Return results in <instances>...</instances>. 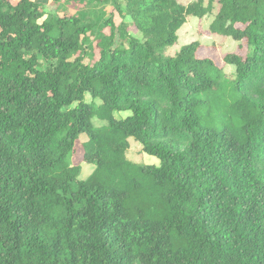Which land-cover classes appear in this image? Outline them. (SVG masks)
<instances>
[{"label":"trees","instance_id":"1","mask_svg":"<svg viewBox=\"0 0 264 264\" xmlns=\"http://www.w3.org/2000/svg\"><path fill=\"white\" fill-rule=\"evenodd\" d=\"M97 1L0 0V264H264V0H217L224 65L167 54L216 0Z\"/></svg>","mask_w":264,"mask_h":264},{"label":"rangeland","instance_id":"2","mask_svg":"<svg viewBox=\"0 0 264 264\" xmlns=\"http://www.w3.org/2000/svg\"><path fill=\"white\" fill-rule=\"evenodd\" d=\"M42 4L48 14H57L62 12L67 13H77V12H92L94 15H98L104 12L105 18H111L114 15L118 22H121V17L114 10V4L106 3L97 0H88L82 2L81 0H36ZM179 2L187 5L195 0H178ZM209 0L205 3L208 4ZM220 9V5L217 0L214 2L213 11L203 18L191 17L187 23L179 30V41L178 44L167 50L168 55H174L179 51L184 45L189 44L193 41H198L201 43V55H206L208 57L214 58L218 63L224 65L223 57L230 52L242 53L243 55L252 52V48L246 46L245 43H239L232 37H226L217 34H211L209 31V26L215 19L216 14ZM46 15V17H47ZM128 21L131 20L130 17L127 18ZM131 34L143 40V35L137 32L135 29L130 30ZM221 58V59H219ZM227 77L233 79L235 76L236 67L234 65H226ZM88 101H91L90 96L87 97ZM97 102H99L97 100ZM128 113H119L118 117H126ZM94 124L96 126H101L107 124L105 121H101L98 118L94 119ZM87 137L84 135L81 137L80 142L86 141ZM77 158H80L78 156ZM127 158L138 164H156L160 165V159L158 157L152 156L143 150V146L140 142L136 141L134 138H130V148L127 151ZM81 179H86L94 170V166L84 163L82 165Z\"/></svg>","mask_w":264,"mask_h":264}]
</instances>
